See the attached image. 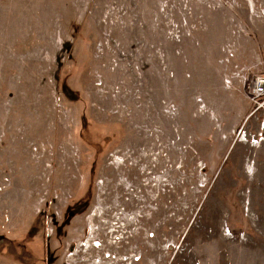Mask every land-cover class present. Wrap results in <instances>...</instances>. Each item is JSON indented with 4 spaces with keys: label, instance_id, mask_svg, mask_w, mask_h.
I'll return each mask as SVG.
<instances>
[{
    "label": "rangeland",
    "instance_id": "obj_1",
    "mask_svg": "<svg viewBox=\"0 0 264 264\" xmlns=\"http://www.w3.org/2000/svg\"><path fill=\"white\" fill-rule=\"evenodd\" d=\"M260 75L264 0H0V264H264Z\"/></svg>",
    "mask_w": 264,
    "mask_h": 264
},
{
    "label": "built area",
    "instance_id": "obj_2",
    "mask_svg": "<svg viewBox=\"0 0 264 264\" xmlns=\"http://www.w3.org/2000/svg\"><path fill=\"white\" fill-rule=\"evenodd\" d=\"M249 98L257 109L263 108L264 75L256 76L253 79ZM240 138H244V141L252 145H264V135L262 133L258 135H246L245 133H242ZM100 251H102L101 243L99 241L93 240L92 238H88L84 242L77 243L75 248H69L67 253L69 257H72L76 252H80L81 255H85L84 260L89 261V264H101L102 262H106V264H113V260L115 259L116 255H114L113 252L106 251L104 253H100Z\"/></svg>",
    "mask_w": 264,
    "mask_h": 264
}]
</instances>
